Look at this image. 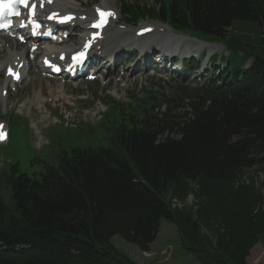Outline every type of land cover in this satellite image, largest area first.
I'll use <instances>...</instances> for the list:
<instances>
[{"label": "trees", "instance_id": "obj_1", "mask_svg": "<svg viewBox=\"0 0 264 264\" xmlns=\"http://www.w3.org/2000/svg\"><path fill=\"white\" fill-rule=\"evenodd\" d=\"M129 9L262 53L232 86L181 90L160 116L109 119L103 148L65 154L38 176L12 167L0 178V264H135L113 240L149 252L164 222L178 226L176 248L198 264H248L264 245V40L238 26L264 33V0ZM229 62L234 70L244 59Z\"/></svg>", "mask_w": 264, "mask_h": 264}, {"label": "rangeland", "instance_id": "obj_2", "mask_svg": "<svg viewBox=\"0 0 264 264\" xmlns=\"http://www.w3.org/2000/svg\"><path fill=\"white\" fill-rule=\"evenodd\" d=\"M139 1L141 5H146L151 3V0H139ZM82 3L84 5H87V8L85 9L82 8V10L86 12L89 11L90 13L93 6L102 5L104 3H107L108 4L107 6L109 7H115L119 9L118 5L120 3V0H101L100 2H97L96 0H82ZM79 5L77 7H79ZM75 8L76 6L73 9ZM78 12L80 13V11ZM238 26H241V29L245 32L248 31L254 33L255 37H258L259 35L263 36V40H264V33H258L256 32V30L254 31L252 27L246 28L245 25L244 26L238 25ZM113 30H114V26L111 27L110 31ZM156 33H157L156 40L158 42L165 40L167 37L174 38L176 41H178L175 38V35L171 31L164 32L162 30L156 29ZM110 35H112V32L108 33L107 36ZM118 40H121L123 42V45L127 46L128 41L131 40V36L130 34L123 33L121 34V36H119ZM108 42L110 41L108 40ZM186 44L192 45V40L187 38ZM186 48L187 50L189 49L187 46ZM106 49L107 50L110 49V52L113 53L116 50H122V47L121 44L116 47V45L112 43V45H110V47H107ZM214 52H219L223 56H227L229 54L227 48L223 44L216 46L215 50L213 51L208 50L209 54H213ZM105 81H110L107 87L110 88L111 93L114 95L115 92L113 90L116 88L115 87L116 84L118 86L117 87L118 94L116 95V97L121 99L122 102L127 103L129 98L131 97L143 98L144 94L150 92V89L156 85L159 86L164 85L167 88V90H169V87L172 86L173 81H178V80L163 75L151 77L150 74L146 73L143 78L109 77ZM48 82L54 83L52 81H48ZM101 82L99 83L100 84L99 90L102 89ZM78 84L80 85V88L79 90L75 91L76 94L73 96V98L76 99L77 98L76 96L81 94H88V96H91L90 91L86 90V87L83 85V83L78 82L77 85ZM61 104H59L58 106H60ZM102 104H104V102H102ZM73 105L75 109L73 112L69 114H64V111H62L61 114L58 113L59 116L61 115L62 117L65 116V118H68L70 120V122L63 120L64 121L63 126L65 128L75 129V130H80L84 126H89L90 127L89 131L88 132L83 131L80 134L75 135L74 132H68L63 127H55L51 130L49 137L51 146L48 149H44L40 153L37 152L34 147L33 137L30 131L28 120L23 117H19L17 115L7 118L6 121L9 126L10 140L7 145L0 147V155L4 157L6 168H8L10 164H13V165H19L20 172L22 174H27L30 177H33L35 175L38 176L42 174L44 172V164H48L50 166L57 165L54 163L55 156H58L61 152V149L65 147L64 143L62 142V139L68 135H72L78 138V142L72 144L70 148L79 147L81 146L80 144L83 143L84 144L82 146H86L87 140L90 141L93 140V142H95V139H97L95 143L97 146H102V144L106 145L109 134L107 133V130L102 132V130L100 129L101 127L100 123L101 121L102 123L105 122L107 117L111 113L107 114L108 113L107 112L106 114L101 116L100 115L101 110L92 109L89 112L90 115H86L82 111V108L84 107L83 104H81L80 102H73ZM67 110H69V108H67ZM89 119H92L91 124L89 123ZM78 120H80V122ZM76 121H78V123L82 122L83 125L78 126V128L77 125L69 126L70 123ZM84 129H87V127ZM48 133L49 132H47V135ZM65 140L72 141L73 138L65 137ZM262 180L263 178L260 177V181ZM192 205H193V199L190 198L187 203V206L192 207ZM177 228L178 226L175 224L164 222L162 230L158 235L155 243L152 244L149 252H142L136 246L127 244L119 237L113 240V245L121 254L126 255L135 264H198L195 260L188 259V257L185 255V252L182 249L176 248L177 238H178ZM247 261L248 264H264V245L258 244L251 251L250 257L248 258Z\"/></svg>", "mask_w": 264, "mask_h": 264}, {"label": "bare ground", "instance_id": "obj_3", "mask_svg": "<svg viewBox=\"0 0 264 264\" xmlns=\"http://www.w3.org/2000/svg\"><path fill=\"white\" fill-rule=\"evenodd\" d=\"M75 2L76 0H56L54 2V8L58 11V10H62V9H69V10H73L78 16L79 15H83V14H80L77 10L73 9L76 5H75ZM125 34H130V32H125ZM121 36V35H120ZM177 40H179L178 38H176ZM166 40V39H165ZM163 40V41H165ZM175 40V39H174ZM157 41V40H156ZM176 41V40H175ZM104 42H107L106 44H103V52L105 53H109L110 52V49L107 50L106 48L107 47H110V45H112V43H114L116 45V47L120 44H123V42L121 40H118V41H110L108 42V40H104ZM1 44V42H0ZM10 47H14V45H10ZM69 48L71 47H65L66 51L69 50ZM0 49L1 50H6V48L4 47H1L0 46ZM53 48H51L50 52L51 54L53 53ZM7 56H8V60H9V64H13L15 61H17V58H20L19 61H21V58H22V54L20 51L18 50H15V52L12 50H7ZM40 67H37V70H39ZM28 69H31L29 66H28ZM65 97V95L63 96ZM42 100L41 96L37 98V103H39L40 101ZM174 206V205H173ZM180 206V205H179Z\"/></svg>", "mask_w": 264, "mask_h": 264}, {"label": "snow or ice", "instance_id": "obj_4", "mask_svg": "<svg viewBox=\"0 0 264 264\" xmlns=\"http://www.w3.org/2000/svg\"><path fill=\"white\" fill-rule=\"evenodd\" d=\"M16 4H23L25 7H27L28 0H0V18L7 16V15H19V12L16 11V7H15ZM101 15L108 16V15H113V14L112 13H101ZM68 19H71V17H69ZM61 22H64V21L62 20ZM0 26H3V25H0ZM37 27H39V25H37ZM79 55H80V58H83L84 53L81 52ZM5 136H6L5 133L0 132V139H3Z\"/></svg>", "mask_w": 264, "mask_h": 264}]
</instances>
